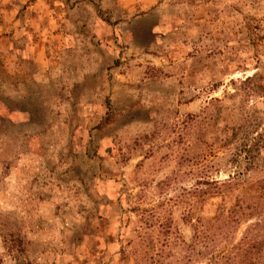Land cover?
Returning a JSON list of instances; mask_svg holds the SVG:
<instances>
[{"label": "rangeland", "instance_id": "rangeland-1", "mask_svg": "<svg viewBox=\"0 0 264 264\" xmlns=\"http://www.w3.org/2000/svg\"><path fill=\"white\" fill-rule=\"evenodd\" d=\"M263 218L264 0H0V264H264Z\"/></svg>", "mask_w": 264, "mask_h": 264}, {"label": "trees", "instance_id": "trees-1", "mask_svg": "<svg viewBox=\"0 0 264 264\" xmlns=\"http://www.w3.org/2000/svg\"><path fill=\"white\" fill-rule=\"evenodd\" d=\"M252 209H254L256 211L257 214L262 213L263 208L258 207V206H253ZM231 223V221L225 219V223L223 224L224 227H226L227 225H229ZM256 227H263L264 228V218L260 220V223L258 222L257 224L254 225V231L256 229ZM262 231H264V229H262ZM245 252V251H244ZM246 253V252H245ZM249 254V252H247ZM236 256H238V252L235 253ZM243 256V255H242ZM245 257V256H244ZM226 260H228L229 262H233L234 259H232L231 257H226ZM239 262V261H238ZM213 262H210V264H212ZM243 264H245V262L242 261ZM239 264V263H238Z\"/></svg>", "mask_w": 264, "mask_h": 264}]
</instances>
